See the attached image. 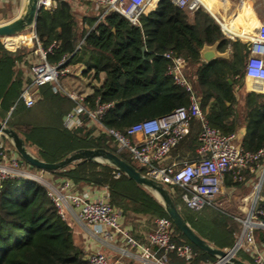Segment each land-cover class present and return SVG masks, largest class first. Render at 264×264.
Listing matches in <instances>:
<instances>
[{
	"label": "trees",
	"instance_id": "1",
	"mask_svg": "<svg viewBox=\"0 0 264 264\" xmlns=\"http://www.w3.org/2000/svg\"><path fill=\"white\" fill-rule=\"evenodd\" d=\"M85 5L89 8L79 23L67 1H61L55 10L39 11L34 30L43 50L55 45L47 55L49 64L55 65L67 57L68 65L84 66L82 77L90 82L88 108H93L95 100L112 104L101 119L102 127L124 132L133 124L188 106L190 94L167 75L170 61L163 55L171 51L184 59L183 74L211 126L224 135L244 128L243 149L251 153L264 149V96L245 90L239 97L237 93L244 89L247 46L238 39L226 38L207 12L199 10L191 14L162 0L140 17L139 25H132L115 14L97 22L100 11L91 4ZM216 41H220L219 52L229 51L228 59L203 62L200 49ZM29 53L31 50L25 47L9 52L0 43V122L13 109L6 125L17 132L28 151L41 161L57 163L80 149H103L143 175L128 153H118L113 139L97 126L87 124L86 119L74 132L64 129L63 117L75 103L52 86L38 89V100L33 107L23 105L19 96L30 80L20 64ZM198 132L199 125L194 122L181 142L190 153L198 145ZM22 163L29 170L38 171ZM49 174L56 179H69L77 191L83 187H107L110 203L122 212L125 223L142 218L148 222L168 218L149 191L109 165L82 161ZM237 185L228 175L224 186ZM169 191L179 213L199 237L218 249L234 246L237 225H241L233 216L215 205L191 210L180 199L182 190ZM261 196H264V182ZM259 207L264 212V202ZM261 219L264 221V217ZM76 228L60 220L41 186L23 179L2 183L0 264H83L84 246ZM172 229V240L190 245L193 258L184 263L171 254V264H204L216 260L191 244L173 224ZM254 235L258 243L264 244V230L256 229ZM235 257L254 264L241 249Z\"/></svg>",
	"mask_w": 264,
	"mask_h": 264
},
{
	"label": "built area",
	"instance_id": "2",
	"mask_svg": "<svg viewBox=\"0 0 264 264\" xmlns=\"http://www.w3.org/2000/svg\"><path fill=\"white\" fill-rule=\"evenodd\" d=\"M61 1L71 5L91 4L100 11L97 20L104 21L111 14L118 15L132 25H139V19L147 14L162 0H38L39 11L57 9ZM175 7L190 13L202 10L207 12L220 27L221 32L230 39H240L246 46L248 54L243 68L245 91L264 96V22L245 31L238 25L233 27L229 20L222 21L217 17L220 0H168ZM35 27L26 32L0 38V43L9 52L21 48L31 50L21 67L28 70L30 82L22 87L19 100L26 108H31L38 100V89L45 85L65 94L74 108L63 117V127L74 132L84 124L95 125L101 132L110 136L117 146V152H126L143 170L144 176L157 181L173 190H182L181 200L194 211L207 206H214L215 198L220 194L226 176L234 182L241 183L246 173L257 175L264 169V149L256 153L245 151L237 141L235 134L224 135L213 128L201 109L199 99L193 94L192 87L183 74L185 61L181 56L169 51L164 57L170 61L167 75L174 84L190 94L187 107H180L169 114L129 126L124 132L105 129L101 119L112 104L95 100L93 108H88L86 98L89 93L69 90L62 85V80L75 78L87 81L82 77L83 66L68 65L67 57L51 65L47 55L55 45L43 50L36 36ZM194 122L199 125L197 147L193 160H175L162 164L171 151L176 148L190 133ZM99 132V131H97ZM118 177V174L116 175ZM26 180L44 188L45 196L54 206L61 221L79 228L86 252L83 264H112L104 250L116 251L117 259L113 264H126L127 260L138 264H171L170 255L184 263L193 258L190 245L177 244L172 240L173 229L169 218L161 217L153 221V229L148 233L146 244L140 243L131 233L122 212L113 207L109 200L107 187L92 188L97 196H86L77 191L69 179L53 178L49 172H34L26 168L12 145L0 134V188L5 180ZM261 184L256 185L259 192ZM264 212L259 204L254 203L245 219H235L242 229L236 242L237 250L245 251L254 264H264V253L256 245L254 231L264 230ZM97 228V230H96ZM98 242L103 249L88 248L89 244ZM117 242L120 245H115ZM235 252V254H236ZM204 264H227L225 260L216 259Z\"/></svg>",
	"mask_w": 264,
	"mask_h": 264
},
{
	"label": "water",
	"instance_id": "3",
	"mask_svg": "<svg viewBox=\"0 0 264 264\" xmlns=\"http://www.w3.org/2000/svg\"><path fill=\"white\" fill-rule=\"evenodd\" d=\"M37 1L38 0H25L24 8L19 16L9 22L0 24V38L14 36L35 27L39 12ZM219 44L220 41H216L212 45H203L199 51L201 60L205 63H209L216 59H228L229 52H219ZM12 110L13 109L9 111L4 121L0 122V134L11 143L21 160L27 165L44 172L61 171L82 161H93L109 165L135 182L138 186L149 191L163 206L172 224L196 248L216 259L225 260L227 264H248L235 257V252L238 247L237 243H235L231 249L222 250L210 245L199 237L179 213L169 189L161 183L142 175L132 165L120 159L116 154H112L103 149H80L57 163H47L36 158L28 151L24 140L17 132L6 125Z\"/></svg>",
	"mask_w": 264,
	"mask_h": 264
},
{
	"label": "crops",
	"instance_id": "4",
	"mask_svg": "<svg viewBox=\"0 0 264 264\" xmlns=\"http://www.w3.org/2000/svg\"><path fill=\"white\" fill-rule=\"evenodd\" d=\"M17 2H19L18 6L20 7V12L23 10L24 8V5H25V0H0V8H3V5H14L16 4ZM242 5H248L246 3V0H220V8L217 12V17L222 20V21H226V20H229L230 21V24L234 23L233 27L235 28V25H238L241 29L245 30V31H254V28L259 25L260 23L264 22V14L263 13H258L254 10V7L249 5L250 8H251V12H252V17H253V20H254V24L250 25V26H247L246 29L242 28L241 24L239 23V21L245 17V15L241 12V7ZM188 12V11H187ZM190 13V12H189ZM192 14V13H191ZM15 17V16H14ZM15 18H12V19H9V20H0L2 23H6V22H9L11 20H13ZM4 21V22H3ZM0 23V24H2ZM224 35V34H223ZM225 36V35H224ZM226 38H228L227 36H225ZM230 39V38H229ZM230 40H236V39H230ZM240 40V39H238ZM241 41V40H240ZM228 51V50H226ZM229 52V51H228ZM83 66V65H81ZM84 68V66H83ZM27 76L29 77V75L27 74ZM87 81H81V80H78V79H73V78H67V79H64L62 81V85L69 89V90H76V91H84L85 93H90V87H89V81L88 83H86ZM70 83L72 85H70ZM73 87V88H72ZM244 90H245V86H244ZM247 92V91H246ZM245 133V130L244 128H239L238 131L235 133L236 135V139L237 141L241 144V141H242V138H243V135ZM195 150L196 148L194 149L193 153H190L188 151L187 148L184 147V144L183 143H180L176 148H174L171 153L169 154V156L167 157V159L162 162V164L166 165V164H170L171 162L175 161V160H193L194 158V154H195ZM246 180L244 181V183H247L249 182V177H251V175L253 174H248L246 173ZM244 175V176H245ZM225 179H227V176L225 177ZM225 179H224V182H225ZM224 182H223V187H224V193L225 195H227L228 197L236 190V187L237 186H224ZM242 183V182H241ZM81 191L86 193L85 195L86 196H94L96 197L97 196V193L92 191V188L91 187H83L81 188ZM221 191H222V188H221ZM220 191V193H221ZM222 191V192H223ZM215 206H217L215 204ZM218 207V206H217ZM230 216V214H229ZM234 217V219H242L241 217L237 216V215H231ZM126 226H128L131 230V233L132 235L142 244H146L147 242V235L149 232L152 231L153 229V222H148L145 218H142V219H136L134 221V223H125ZM79 232V228H76ZM97 230V228H96ZM81 234V232H80ZM236 233H235V238H236ZM81 238H82V243H83V246H84V252H86V243L83 241V237H82V234H81ZM236 243V242H235ZM116 246L117 245H120L119 242H117L115 244ZM256 245L261 248L262 252L264 253V244L262 243H258L256 241ZM88 248H93V249H103L101 248V246L98 244V242H94L92 244H89L88 245ZM104 253L107 255L110 263L113 264L114 261H116L117 259V253L116 251H112V250H104ZM246 256H248V258L251 259V257L245 252L243 251ZM252 260V259H251ZM131 260H127L126 263L130 262ZM131 263H134V264H138L136 261H132Z\"/></svg>",
	"mask_w": 264,
	"mask_h": 264
},
{
	"label": "rangeland",
	"instance_id": "5",
	"mask_svg": "<svg viewBox=\"0 0 264 264\" xmlns=\"http://www.w3.org/2000/svg\"><path fill=\"white\" fill-rule=\"evenodd\" d=\"M19 1V0H18ZM246 3L248 5H242L241 10L239 13H243L245 15L244 18H242L239 23L241 24L242 28L246 29L247 26H250L254 24V20L252 17L251 8L249 5L254 7V10L258 13L264 14V0H246ZM19 2H17L14 5H3V8H0V20H9L12 18H16L19 16L22 11L20 12V7L18 6ZM73 9L75 10L76 20L78 23L81 21V18L83 14L85 13L86 9L89 8L87 5H72ZM89 12L88 14H90ZM87 14V15H88ZM15 16V17H14ZM4 22V21H3ZM0 23H2L0 21ZM27 31V30H26ZM24 31V32H26ZM24 73L28 74V68L22 67ZM70 85H72L70 83ZM73 88V87H72ZM238 97L244 93V89L239 90ZM6 142H8L9 145L11 143L6 139ZM40 171V170H38ZM34 171V172H38ZM249 182L247 183H239L237 185L236 190L228 197L224 193V187L222 186L221 193L215 198L214 205L216 204L219 209H221L223 212H226L230 215H237L241 217L242 219L247 218V215L254 203L261 204L264 202V196H261V189L264 182V169L259 170L257 175H251L249 177ZM261 184V187L259 189V192L257 193L256 185ZM181 199V195H180ZM238 230H236V242L239 240V236L241 233L242 227L239 225ZM239 235V236H238ZM126 264H134L131 262H128Z\"/></svg>",
	"mask_w": 264,
	"mask_h": 264
}]
</instances>
